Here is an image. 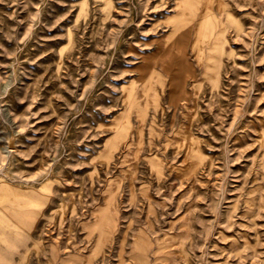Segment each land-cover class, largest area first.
Listing matches in <instances>:
<instances>
[{"label":"rangeland","instance_id":"rangeland-1","mask_svg":"<svg viewBox=\"0 0 264 264\" xmlns=\"http://www.w3.org/2000/svg\"><path fill=\"white\" fill-rule=\"evenodd\" d=\"M41 263L264 264V0H0V264Z\"/></svg>","mask_w":264,"mask_h":264},{"label":"bare ground","instance_id":"bare-ground-1","mask_svg":"<svg viewBox=\"0 0 264 264\" xmlns=\"http://www.w3.org/2000/svg\"><path fill=\"white\" fill-rule=\"evenodd\" d=\"M184 4H185L186 8L188 9V4H190V0H184ZM194 13H195V12H194ZM191 19H192V17L190 18V20H191ZM188 20H189V19H188ZM171 43H172V42H171ZM171 43L168 42V45L171 44ZM168 45H167V46H168ZM183 47H184V46H183L182 42H179V43H178V48H179L181 51H184V50H183ZM165 48H166V47H165ZM168 51H169V50H165L166 53H168ZM95 248H96V249L98 248V244L95 246ZM92 252H93V251H92ZM93 253H94V252H93Z\"/></svg>","mask_w":264,"mask_h":264},{"label":"crops","instance_id":"crops-1","mask_svg":"<svg viewBox=\"0 0 264 264\" xmlns=\"http://www.w3.org/2000/svg\"><path fill=\"white\" fill-rule=\"evenodd\" d=\"M42 264V263H41Z\"/></svg>","mask_w":264,"mask_h":264}]
</instances>
